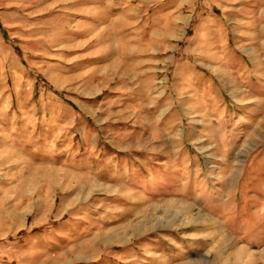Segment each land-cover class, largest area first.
<instances>
[{
  "label": "rangeland",
  "instance_id": "rangeland-1",
  "mask_svg": "<svg viewBox=\"0 0 264 264\" xmlns=\"http://www.w3.org/2000/svg\"><path fill=\"white\" fill-rule=\"evenodd\" d=\"M0 264H264V0H0Z\"/></svg>",
  "mask_w": 264,
  "mask_h": 264
}]
</instances>
